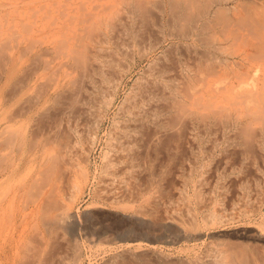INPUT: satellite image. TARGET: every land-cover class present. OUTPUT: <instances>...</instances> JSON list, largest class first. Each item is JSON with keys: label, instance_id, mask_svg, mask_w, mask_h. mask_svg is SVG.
<instances>
[{"label": "rangeland", "instance_id": "1", "mask_svg": "<svg viewBox=\"0 0 264 264\" xmlns=\"http://www.w3.org/2000/svg\"><path fill=\"white\" fill-rule=\"evenodd\" d=\"M126 1L125 0H0V57L2 56V58L0 59V64L2 63L1 62L2 59L5 60V59H8L9 56H13V58H14V70L13 71L16 72V74H17V75L15 74L13 76L14 78H11L10 80H8L7 83L2 82V81H5L3 78H1V80H0V90H1V92H0V120L2 119V121H0L1 122L0 127L2 125L5 126V125L9 124L6 127L9 126L10 129L19 128V129H15L18 131V132L16 131V133H17L16 136H17L19 133L23 132L24 128L27 125H29L30 127H33L35 125V123H37V121H39L38 115L29 119L28 112H26V114L24 113L23 115H20V116L17 115L16 119L12 116H14L16 111H18V109H20V108H18L19 106L21 108L27 106L26 104L22 103V102H27L26 98L30 99L29 97L35 96L36 94L38 95L39 91L41 90V87H43L44 84L52 83L53 78L55 76V73H60V71L62 72V70H65V69L71 70L70 68H67L69 65L72 64L71 63L72 61L68 60L69 58L71 59V56L67 57L68 59L65 57V56H68L67 53H69L68 49L70 46L76 47L78 43H80V42L82 43V41H83L82 44L86 43L85 45L86 46L88 45V47H89V48L88 47L87 48L89 50H91L90 46L92 45L93 41L90 38H92L96 34L95 35L93 34V36L91 35L92 37L90 36V38H89V36H87L89 34L85 31L88 28L87 29L84 28L85 30L84 29L83 30L85 32H82L83 30H81L80 28L84 27V26H81V25H83V24L89 25L88 23H93V21L94 22L98 21L97 23H104V22H108L111 19L110 21H112V22L115 21L118 23V24L115 22L113 23L114 24L113 25L114 31L112 33L115 34L114 36H116V37L118 36L119 40H121L120 37H122L125 33H126L124 35L125 38L124 39L122 38V40H124V41H125V39L127 41L128 39L138 37V35L140 33L141 34L143 33L142 35H144V36L150 35L151 37L153 34L154 37L159 38L161 34H160V32H158V30H155V29H158L157 25H156V24H158V22L155 19L160 18L159 17V10H158L159 6H157L159 1L157 0L158 1L157 2L156 0H151L154 3V4H152V2H151L152 7L150 5V2L149 3L147 2L148 4H145V1H144L143 3L145 5H143L144 7L142 6L143 7V9H142L140 7V5H142V4H139L140 0H136L139 4V7H140V8H138V6L136 5L137 9L139 10L138 11L136 9L138 14L136 13V10H134L135 5L132 4V2H135V4H137L136 1H132V0L130 1L129 0L131 2V3H129L130 6L127 5L128 3ZM142 1L143 0H141V3H142ZM154 1H156V2H154ZM155 4H156V6H155ZM131 6H132V8L129 9V7H131ZM148 6L150 7L148 9L152 8L151 9L152 11L151 10L150 11L145 10L146 7H148ZM153 6L155 7L156 11H153V9H154ZM157 7H158V9H157ZM87 10H89V14L88 15L85 14L86 16H84V13H86L85 11H87ZM131 10H132V12H131ZM144 10L146 11L145 13H147V14L149 13L150 16L155 14V13L157 14V12H158L156 18L152 19L153 21L155 20V22H153L152 20L151 21L147 20L148 18L145 17L147 14L143 13ZM129 12L131 14H134V12H135V14L130 15ZM141 12L143 13V15H145V16H143V17H145V19L142 17V15H140ZM81 13L83 14V17H82ZM129 16H131L132 19H131V17L129 18ZM134 16H136V17H134ZM153 17H155V15ZM151 18H152V16H151ZM151 18H149V19H151ZM105 19H106V21H105ZM107 19H109V20H107ZM99 20L101 22H99ZM82 21H83V24H82ZM84 21H86V22H84ZM130 21L132 22V24H129ZM146 21H149L150 23H148V22L146 23ZM112 22H109V23H112ZM133 22H136L138 24V26L135 23L134 24L135 27H134ZM122 23H123V25H122ZM141 24L142 25L146 24V26H147V24H149L152 29L150 28V26H147L148 28H145L146 27L145 25L142 28V27H140V26H142ZM214 24L213 23L211 24V27L213 28L211 30H213V31L210 32V29L209 30L207 29L208 31H205V34L208 37H205V35H204V38H205L204 41L209 39L210 42H212V40H215L214 42H216L218 38L220 40L219 36L222 35V37H221L222 40L219 42L217 41L219 44L217 42H216L217 44L212 42V46L214 44V46L222 45V46L228 47L227 44H229V43L227 41L229 40V42H231V44L232 43L234 44V47H233V44H232L233 48L230 47L231 45H229V48H231V49L228 48L227 50L229 52H231L230 50H232V49L234 50L236 47L235 45H237L236 44L237 40L231 38L234 40V42L236 40V43H234L233 40H231V39H227V41L225 43V40H224L225 38L223 37L224 35L220 31V29L222 30L223 27L220 25V23L218 24V22H216V24H218V25H216V24L214 25ZM118 25H120V26L122 25V26L119 27ZM117 26H118V29H121L124 32L126 29V32L124 33L121 30L116 29ZM152 26H155V27H152ZM179 26H180L179 24H176L177 28H175V29L178 30ZM122 27L123 28L125 27V29H123ZM138 27H139V29H137ZM128 28H130V29H128ZM214 28H215V30H214ZM216 28H218V29H216ZM134 29H137L138 32H135L137 30L132 31ZM79 30L82 33H86V34L85 35L83 34L84 37L79 39V40H81L80 42L76 41V44H74L75 43L74 37L78 33L76 31H79ZM116 30H118V31L116 32ZM128 30L132 31V34L134 37L132 36V34H129L131 32ZM140 30L143 32H141ZM166 30H168V29H166ZM88 31L90 33L89 29H88ZM120 31L122 32V34L120 33ZM155 31H157V32H155ZM73 32H74V35L72 36ZM81 32H79L80 36H82ZM91 32L96 33L94 31H91ZM209 32L210 33H212V32L218 33L217 35L215 34L216 36H214V37L218 36V38L214 39L213 34L210 35ZM79 33H78V35H79ZM136 33H139V34L134 35ZM154 33L156 35L158 34V36H156ZM117 34H119V35H117ZM141 34H140V36H141ZM78 35L75 38H77ZM126 35H128L129 37L127 36V38H126ZM148 36L145 37V39H146L145 45L146 46L148 45L147 41L151 40L153 42L152 39L154 38V37H152V39H151V37L150 36L148 37ZM209 36H212L213 39L211 40ZM68 38H69V43H67V44L65 43L66 41L63 42L64 44L59 42V41H63L62 39H64V40L66 39L68 42ZM141 38H143V37L141 36ZM148 38H150V39H148ZM70 39L74 41V42L72 41L73 45L71 44ZM154 40H155V38H154ZM173 40L171 39L172 42L168 41V42H165V44L163 43L164 45H160V47H156L155 49H152V51L147 49L148 50L147 51L148 56H146L145 61H144L145 58L140 59L141 61L138 58H136L137 61L134 64V66L132 67V70L130 72H128L129 74L127 73L126 76L121 81L123 84L120 83V85L117 89L115 101L113 102L112 107L110 106L111 107V108H109L110 110L109 109L107 110L103 121L100 123V125L98 127L99 131L97 129L95 131L96 133L93 132L92 128L90 130L87 127L89 125H86L85 127H86V129L88 128L90 131L88 129H87L88 130L87 131L84 127L83 130H86L87 133H89V134L91 133L94 136H96V137L92 136L94 141L92 139H90V136H88L86 131L84 133V131L81 130L82 128H78V130L79 129L81 130V131L79 130V132H80L79 136L81 138L80 142H82V141L84 142V143L82 142V144L79 142V146L83 148L84 152L87 150L88 145L86 146V144H88V141L89 140H92V141H89L90 146L88 147L91 150L90 151L88 150L87 151L88 153L85 152L86 155H88L87 161H86L87 164H85V166H86L85 168L87 169V174H88L87 176L88 177H87L86 183L84 185V188L81 190V191H83V193L81 192L82 194L81 193L77 194L72 202H69L70 201L69 196H70V192H71L70 191L71 190V181H70L71 178L69 179L70 182L67 181L68 180L67 178H69L70 176H68V177L65 176V174L69 175L67 169L65 168L66 166H63L64 168H62V166H61V169H63V171H61L62 173L60 176H62V178L61 177L57 178L55 181L52 180V178H51V180H48V183L45 181L43 183L42 178L39 177L40 176L39 173H38L39 175L36 174L34 177L35 172L36 173L38 172V170H36L37 169L36 167H38V160L37 159H39V155H40L38 153L39 150H37L36 153L33 152L34 154L30 153L27 149L24 150L23 153H21V157L23 158L25 163L23 162L19 166L18 169L16 168L14 170L15 172H13V174L10 178H8L6 181L0 183V197H2V195L4 194L3 192L6 189H8V191H9L7 193L5 191L6 195L4 194V196H7V198H6V202H7L6 203V210L3 209L0 212L2 225H3L2 227L4 230V235L7 238V240H11V238H12V241L13 240L16 241V242H14L15 244H13L10 247V251L8 252L7 259H5L2 255H0V264H18V263L19 264H108L107 263V262H109L108 259L110 260L109 264L110 263L115 264V262H116V264H119V262L120 263L122 262L123 264H125L126 262H127L126 264H135V262H133L134 260L130 261V258H128V259L123 258L122 259V257L119 256V252L124 250L127 247L133 249L135 247L136 242H139V241L142 242V243L141 242L139 243V247L142 246V248H141L142 252L139 251L138 253H143L144 247H145L144 248V250H145L146 248H149L150 245L154 244L155 249L159 250L161 253L164 252L162 254L160 253V255L162 257H164L165 256L164 254H166V253L167 254L165 257H167L169 254L170 257L168 256V258L170 259V261L168 258L164 257L166 259L165 264L167 263L166 261H168L170 264L171 263L172 264H177V263H179V264H204L205 263L206 264V262H208L207 264H210V263L212 264V263H214V259H215L214 257H216V255L219 253V251H223V250L225 251V252L223 251L225 257H227V259H229V261L233 264H236V263L241 264V261H245V262H247V264H250V263L251 264H264L263 263L264 262V231H263L264 228L261 225V220H262L261 218L264 215V159L262 157V156H264V154H263L264 151L263 150L260 151L255 147L263 155L260 154L258 151L256 152V149H254V148H252V150H249L251 153L248 154L247 151H245V150H247L246 148H244L242 150V148L244 146L241 144V142H237L236 139L238 140V138H236V139H234V142H232L231 146H228L229 149H227V150L229 152H227V150H226V152L228 154L227 153L223 154V152L222 153L220 152L222 150L221 147H220L221 150L217 146L216 147L218 149L216 147H215L216 148L215 149L211 143V140H214V141L220 140L219 139L221 136L220 135L221 134L220 129L223 126V124H220V123H222L226 120L229 121L230 117L233 118V116H235L234 114L238 113L237 112L238 108L235 109V108H233L234 106H230L231 103H230V105H227V104H229V101L231 102L233 100L232 95L236 94L235 91H234V93H233V91H232V93L229 90H228L229 92L226 91L228 86H229V88H231L232 86H234V84L238 85L237 83L239 81L240 82L243 81L242 79H244V76H246L247 73H249V72L251 73V71H252L251 74H254L255 72H257V73H259L257 76L262 75L263 72H261L262 71L261 68H263L264 60L261 61V64H262V62H263V64H262V67L259 69L262 74H260V72H258V70L257 71H255V69L253 70V68H255V67L251 66L252 68L251 67H250L251 69L248 68L249 70L244 68V70H247V73L243 72V71L242 72L238 71V72H240L239 76L241 74L244 75L242 77L241 76L239 77L237 73L235 74L236 76L233 75L234 73L231 70H230L231 73L229 75V70L227 71V69L223 68V66H222V68L221 67L220 68L222 69V71H224L223 73H226V71L228 73H226L224 75L222 73V71L220 70V72H221V76H220V74L218 72L219 70L216 72L215 68H214V70H212L211 69L212 67H210L209 65H205V64H208L207 62H210V61H208L209 60L208 59L209 55H207L208 52L206 54L208 57L207 58V57H205V54H204V53H206V51L203 52V49H202V48H206V47H204L205 42H203V45L201 42H199V44H197L196 41L194 42L195 44H197V48L199 47L202 49V50L201 49L197 50L199 52L201 50V52H200L201 55L204 54L202 56L203 57L202 58L200 56V53H197V51L195 53L193 52L194 50H196V48L193 49V46L189 45V43L190 44L192 43V40L190 38L186 39L187 41L184 39L186 42L183 39H179V40L175 39L174 40L175 42ZM209 40H208V42H209ZM177 42H179L180 44ZM184 42H185V45H183ZM208 42H206V43L209 46L210 42L209 43ZM249 42H252V41L249 40ZM81 43L78 46H79V48L80 47H83V48L78 49V50L86 52L87 48L85 49V47H84L85 45L82 46ZM171 43H173V44H171ZM176 43H177V46H176ZM69 44H71V45H69ZM178 44L181 45L180 47H181L182 51L180 49H177L179 47ZM169 45L172 47H174V46L175 47L173 48L174 51L172 49H168L171 51H170V53H167L166 47L171 48V47H169ZM210 45H211V43H210ZM61 46L62 47L64 46V48L62 49ZM184 46L186 48H184ZM187 46H191V47L188 48ZM71 47H70V49H71ZM164 47H165V49H164ZM208 48H210V47H207L206 49H208ZM70 49H69V51H72L73 48L71 50ZM82 49H84V50H82ZM185 49H187V50L190 49L189 53L191 55H193V54L198 55L199 54L198 55V56H200L199 58L196 55L193 56L194 58L196 57L199 60H200V58H201V60L205 59L204 60L205 62L203 61L204 63L200 62V63L204 64L203 65L204 67L202 66L201 68L206 69V67H208L207 69L209 71V67H210L211 73H212V76L210 78L212 79V81L215 80V78L217 79L218 76H220L219 77V79H220L223 76L229 75L228 76L229 78L226 77L228 80L230 79L229 81H227L224 77L222 78V79H224L223 80L224 82L225 81L228 82L227 86L224 85L226 83H223V85H221V82H223V81H221L222 79H220V80L217 79L216 82L219 80V82H217L220 85L219 88L223 87V89H224L223 91H221L223 93H220L221 96H222V94L227 95V93H228V95H230V93H231V96H230L231 98L229 97L231 100L227 96L219 98L220 94L216 90H215L216 91L215 92L213 89L212 90L215 92V94L217 93L216 94L217 96L216 97L215 96L210 97V98H212V99H210L209 95L212 96L211 92H210L212 85L214 84L213 87L216 86L215 89H217V87L219 85L215 84L214 83L215 81H213L212 82L213 84H211V80H210L209 76L207 79H209L210 83L208 82V80H206L204 78V77H207V75L209 73L208 72L206 75L207 69L205 71H203L205 73L203 75H205V76L202 77L199 74V76L202 77V78H200V84L202 82H204V79L206 80L204 82V85L205 86L207 85L206 86L207 89H205V88L204 89L208 90V91H203V92H204V94H206L205 92H207V94H208V95H206L207 100H210V102H211L212 100L215 101L214 98L216 99V101H215L216 103L212 102L213 103L212 105H214L212 107H216V105L217 106L225 105V103L229 99L228 103L226 104V107L222 106L224 110H221V112L223 111V113H221V112L219 113L218 109L214 108L215 111L217 110V114L218 113L221 114V117L219 116V114L216 116V113L215 112L213 113L214 110L212 111L213 108L210 107L211 103H209L208 101H206L207 104L204 103L205 99H206L205 95H204L205 99L203 98L204 101H202V102L205 105L201 104L202 110L200 109L201 111H199L198 117H202L206 113L209 115L211 113L210 108H211L213 115L210 114L209 119H208L207 114L205 115V116H207V118L205 116L203 117L204 121H206V119H207L209 124H208V122H204L202 120L203 118L202 119L198 118L200 121H203V123L202 122L201 123L204 124V126H206L207 124L209 126L207 125L208 128L207 127H201L203 125L200 126L201 129L203 128L202 130L204 132L199 128L200 130L197 133L198 129L196 130V128H195L194 134H193V132H190L192 136L189 135L190 133L187 134L188 136H187L186 140H187V143H189V145L185 142L184 145L182 146V148H177L179 151L175 148V145H174L173 146L174 148L172 147V149H170L172 151V152L170 151L171 154H170L169 150L166 153L162 151L161 153L158 154L156 161H154L151 164L144 165L143 166L144 168L134 166V168L133 167H128V168L124 167L125 169H122V168L120 169L119 166L123 167L122 165H119V166L113 165L116 167V170L118 168L117 171L115 170V167H113V166H112V168H108L109 166H107V168L106 167L103 168L104 165L102 162V156L101 155L104 152V149H106V151L109 150L108 149L109 147H108V144L106 143V141L108 142V139L110 138V136L112 134L115 135L114 134L115 131H113V129H114L113 126L116 127L114 130H116V132H117V128H118L117 126L118 125L114 124V123H116L115 121L119 120V118L121 119L123 117V115H122V113L118 114L122 109L118 113L116 111L120 109L119 105H121L123 98H125V95L128 93L127 91L130 90V88L134 84V81L136 83V79H139L138 76H140L141 78H142V76L145 77L146 74H148L149 70L151 71V68L155 70V68H158V66H159L158 69H160L161 67H164L165 65L170 67L171 65H175V63H179L180 66L185 67V69H186L185 70L183 68L185 70L184 71L182 69V67L179 68V65L176 64L174 66V68L176 66H178V67H176L175 69H177V70H178V68L182 69L180 71L181 72V74H180L179 70L177 73V71L174 72L175 69H173V66L170 67V68H172V70L174 72V74H173L172 70L170 69V72L172 73L171 77H173V76L177 77L178 74H180L179 75L180 78L178 77V79L180 82H182V84L180 85L179 81H178V84L183 87L184 86L183 84L186 83L185 72L187 73L188 70H192V69H194L192 71L195 72V67L197 69V64H198L195 61L199 62L198 59L197 60L194 59L195 61L193 60V62L190 61V60H192L193 57L190 54H186L187 50L185 51ZM48 50H50V51H48ZM165 50H166V53H165ZM178 50H180V52H181L180 54H182L183 56H184V52H185V56L187 55V57H185V58H187V59H188V55H189L190 56L189 57V61H190L189 63H192L189 65H191V66L193 65L195 67L192 66L193 67L192 69L188 68V70H187L186 66H184L182 63L185 64L186 62H184V61L188 62V60L187 59L185 60L182 55H178L179 54ZM191 50H192V53H191ZM11 51H13V54L11 53ZM162 51H164V53ZM215 51H218V50H215ZM72 52L74 53V51H72ZM171 52H172V54H171ZM202 52H203V54H202ZM9 53H11L12 55H10ZM73 53L70 52L69 54L73 55ZM45 54H47V56ZM149 54H151V55H149ZM158 54L162 55V57L160 58V55H158ZM168 54H171L170 55L171 59L168 58V56H169ZM173 54H175L176 56ZM217 54H218V56H221L222 53L220 54L219 52H217V53L215 52V55H217ZM51 55H52V57L54 56L56 58V56H57V59H59V58H61V59L58 60L57 62H55L57 59L56 60L53 59L54 57L52 58ZM163 55H165L167 57V59ZM172 55H173V57H171ZM42 56L45 58H42ZM157 56L161 60L160 59L158 60ZM174 56L178 59V61L174 58ZM178 56L179 57L182 56L183 60L180 58L181 60L179 61ZM225 56L228 59L229 58L232 59L231 55H230L231 56L230 57L229 55H225V54H223L221 56V58H224ZM4 57H5V59H4ZM136 57H138V56H136ZM63 58H65V59H63ZM153 58H155V61ZM43 59L44 60L47 59L48 66H46V67L50 68V66H51V68H50L51 70L49 68L48 69L44 68L45 65H47V64H46V61H44ZM51 59H53V60H51ZM66 59H67V62L65 63L66 65L62 66L61 63L63 61H66ZM148 59H150V60H148ZM168 59L171 62H169ZM49 60L52 62L50 63ZM157 60L159 63H157ZM173 60L177 61V62H175L174 64H171L172 62H174ZM248 60H251V59H248ZM211 61L213 62V65H211V66L217 67L218 64L214 65L215 62L213 61V59ZM53 62L57 63V65L54 66L53 64H55V63H53ZM149 62L152 63L151 67L148 66V64L150 65ZM162 62L164 64L165 63L166 64L163 65ZM167 62L170 64V66L168 65ZM249 62L251 63L253 61L251 60ZM41 63H43V64L41 65ZM156 63L158 66H156ZM246 63H247L246 65L249 64L248 62H246ZM62 64H64V63H62ZM159 64L161 65V67ZM187 64L188 63H186L185 65H187ZM153 65L155 67H153ZM58 66L60 69L58 68ZM61 66L64 69H61ZM191 66H189V67H191ZM0 67H3V65L2 66L0 65ZM42 68H43V70H42ZM218 68L219 67H217L216 69H218ZM53 69H58V70L55 72ZM0 70H2V69L0 68ZM15 70H17V71H15ZM44 70H45V72H44ZM49 70L50 71L53 70V73L50 72L52 75L54 74L53 76H51L50 73L48 74ZM143 71L144 72L148 71V72L143 73ZM176 73H177V76L175 75ZM200 73H201V71H200ZM243 73H245L246 75ZM31 74H33V75L30 78ZM47 74L50 75L51 77H48ZM170 74H169V76H170ZM231 74L233 75V77L235 76L234 78H236V80L238 82L236 80H234V78H232ZM248 75H247V77H248ZM23 76H24V79H23ZM230 76H231V78H230ZM45 77H46V80H45ZM247 77L245 79H247ZM249 77H251V76H249ZM249 77L247 79V82H245L246 80L244 79L245 83L243 82L244 85H242L244 88H247V89L250 88L252 85L251 79ZM15 78H17V79H15ZM239 78H242V79L238 80ZM231 79H233L234 82ZM231 81H232V85H230ZM207 82L209 83V85H211V86H209V88H208ZM246 83L249 85H247ZM1 84H2V86H1ZM8 84L10 87L8 86ZM26 84H28V85H26ZM130 84H131V86H130ZM204 85H203V87H204ZM124 86H125V88H124ZM1 87L4 90L1 89ZM243 87L240 90L245 92V93L248 92V90L247 89H246L247 91L244 90ZM109 89H112L111 84H109V86L107 87L106 94H107V92L108 93L111 92V90H109ZM250 89H249V93H251V91L254 90V87L252 86ZM220 90H222V89H219V91ZM233 90H236V89L233 88ZM119 91H120V93H119ZM225 91L227 93H225ZM237 91H239V89ZM7 92L9 93V96L7 95L8 94ZM125 92H127V93L125 94ZM209 92H210V94H209ZM22 93H23V95H21ZM252 93H254V92H252ZM5 94H6V96H5ZM218 94H219V96H218ZM254 94H256V92ZM237 95L238 96L234 95L235 97H233V98H235V99H236V97L238 99L240 98L241 100H239V101L243 102V99L239 96L238 92H237ZM7 97H9V98H7ZM13 97H15V98H13ZM226 97H227V99H226ZM255 97L257 98V101H258L259 96L256 95ZM19 98H21V99H19ZM256 98L254 100H256ZM260 98H262V97H260ZM6 99H8V100H6ZM16 99H18V101H16ZM222 99H223V101H224V99H226V102L222 101V103H224V104H218V103H221L220 101ZM238 99H237V101H238ZM2 100L4 102H2ZM217 101H218V103H217ZM239 101L237 104H236V102H233L232 104H234L235 106L237 105V107H239L240 104L241 105L244 104V103L239 102ZM24 105H26V106H24ZM206 105H208V108L210 107L209 109L206 107L208 109L207 111H209L210 113L207 111H205V113H204V110H206V109H203V106H206ZM253 106L250 105V110H255V109L251 108ZM120 107H122V105ZM225 108L227 110H225ZM229 108H230V114L231 115L229 114V111H228ZM239 108L243 109V105H242V107L240 106ZM14 109L15 110L17 109V110L15 111ZM220 109L221 108H219V110ZM233 109H235L236 112L231 111ZM227 111H228V113H227ZM201 112L203 113V115ZM225 112L227 113V116H228V114L230 115V116H228V118H225L226 115L223 117ZM232 113H233V115H232ZM6 114H7V116H6ZM10 114H13V115H10ZM106 115H107V117H106ZM116 115L117 116L120 115V116L117 117ZM262 115H264V114H262ZM5 116L7 118V119L6 118L5 119L8 121V123L5 122L6 121L4 119ZM9 116H11L13 119L11 117H10L11 119H9L8 118ZM211 116H213L214 119H216L217 121H219L220 119L223 120V118L225 120L219 121L220 123H218ZM260 117L259 118L261 120L264 119V116H260ZM113 118H115V119H113ZM190 118L193 119V117H190ZM260 119H258L259 122L256 121L258 123V125H261V123L264 122V121L260 122ZM112 120L113 121L115 120V121L112 122ZM199 120L197 121V124H198L197 128L199 127V123H200ZM214 121L217 122L216 125H214L215 124ZM3 122L6 124H4ZM213 122H214V124H213ZM205 123H207V124H205ZM87 124H90V127L92 126L94 128V126H93L94 124H92V121L90 123L88 122ZM210 125L212 127H214V129H219L220 134H219V132H217L218 130L215 131L214 129L211 128ZM255 125H257V124H255ZM101 126H103V127L101 128ZM216 126H219V128ZM3 127H1V128L3 129ZM6 129H8V128H6ZM10 129H9V131H10ZM110 129H112V130H110ZM210 129L214 130L215 132H212V130L209 132L208 130H210ZM94 130H95V128H94ZM9 131L7 132V130H5L7 136L15 137L10 133L12 131H10V132ZM107 131L108 132L113 131V133H111V132L108 133ZM200 132H201V134L202 133L203 134L201 135ZM211 132H212V135H211ZM81 133H82V135H84L83 137L81 136ZM0 134H1L0 135V140H1L2 136L6 135V134L5 133L2 134L1 129H0ZM213 134H214V136H213ZM218 134L220 135L219 137H218ZM107 135H109L108 136L109 138L106 137ZM199 136H201V137L199 138ZM211 136L215 137L216 139L211 137ZM84 137H86V138H84ZM206 137L207 138L209 137V139H207ZM16 138L18 141H20L19 135L17 137H15L14 139H16ZM12 141H14L13 138H12ZM192 141H195V142H192ZM214 141H213V143H214ZM92 142L94 143V145H92L93 144ZM19 143L20 142L14 143V145H12V142H11V144L6 147L7 149H5V148L2 149V152H6V151H8V152L3 154L0 151V153L3 155H8V156H6V159L9 157V155H11V156L19 155L18 150H20V152H21V144H19ZM186 144L188 146H186ZM197 144H198V147L200 149L197 148ZM233 144L234 145L236 144L237 146L235 145V147H233L234 146ZM209 145H210V148H209ZM214 145H215V143H214ZM17 147H19V148H17ZM203 148H204V150H203ZM236 148L239 150H237ZM36 149H40V145H38L36 147ZM195 149H197L198 151ZM199 150H201V151H199ZM206 150L208 152H206ZM240 150L244 151L245 155H243L244 153L241 152ZM209 151L211 152V154ZM185 152H186V154H185ZM162 153H164V155H162ZM197 153H198V155H197ZM218 153H219V156H218ZM246 153H247L248 158L246 156ZM148 154H151V152ZM172 154H173V156H172ZM238 154L243 155V157L239 156ZM251 154H252V156H251ZM166 155H167L169 161H168V159H166L167 158V157H165ZM169 155H170V157H172L171 159H170ZM226 155H227V157H226ZM33 156L36 159L34 158V160L32 162L28 161V157L33 158ZM149 156H151V155H149ZM228 156H230V157H228ZM10 157L8 160H11ZM244 157L246 159V162H243V161H245ZM175 158H176V160H175ZM189 158H190V160H189ZM241 158H243L242 159L243 161L240 160ZM254 158H255V160H254ZM76 160L77 159L72 157L69 159L70 163H68V164L69 165L72 164V166H73L76 164L75 163ZM191 160H193V162H191ZM176 161H178V162H176ZM222 161L223 162L226 161V162L223 163ZM2 163L3 162H1V164ZM201 163L202 164L204 163V165H202ZM243 163H244V166H243ZM65 164H67V161L65 162ZM159 164H161V165H159ZM146 166H148V167H146ZM65 169H66V172L63 175ZM106 170H108L109 172ZM110 170H111V172H110ZM72 171H73V169H72ZM73 173H74V171H73ZM110 173L111 174L114 173L115 175L114 174L111 175ZM29 174H30V177H29ZM114 177H116V179ZM30 178H34V181H33L34 184H32L33 187L31 185L29 188L28 184H29V180H31ZM45 183H46V185H45ZM23 184H24V186H23ZM23 187L26 191L24 189H22ZM44 188L47 189L49 192H51L50 194L47 192L48 193L47 195H52L54 193L53 194L54 196H52V197L47 196L46 197V195H45L46 199L44 200V196L42 197V195H44L46 193ZM123 188L126 189L125 192H124ZM30 189H32V190H30ZM128 189H129V191H128ZM41 190H43L44 192ZM13 191L16 193H14ZM100 192H101V194H100ZM130 192H131V195H130ZM111 193H113V194H111ZM121 195H122V197H121ZM124 196H125V198H124ZM50 197L54 198L56 200H59L58 202H60V203H61V201L66 202L67 204L72 203L71 204V212L75 216L74 219H75L76 224H74L73 221L70 222L68 225L57 224V222L56 223L55 222L49 223L50 225L47 224L48 226L44 224L43 213H42L43 211H41L42 210L41 207L43 206L42 204H44V203L47 204L46 200L50 199ZM2 199L0 198V200H2ZM9 200H10V202H9ZM50 200L48 201V203L50 202ZM118 200H120V201H118ZM44 201H46V202H44ZM7 204L9 206H7ZM46 204H44L45 206H43V207L53 209V207H51L52 205L47 204L48 205L47 206ZM125 204H127V205H125ZM39 206H41L40 207L41 210L38 208ZM49 209H47L49 214L54 213L51 211H56V210H50L49 211ZM39 210L41 211V213ZM136 212H137V214H136ZM212 215L215 216L216 219L220 220L221 222H218L216 219H214V221H213L212 220L213 218H210V217H213ZM5 218H7V219H5ZM160 218H161V220H160ZM3 219H5V221ZM194 220L195 221L197 220L198 222L197 221L196 222H197V224H199L198 225L199 228H196L197 230L190 228L192 226L189 225ZM3 221L5 222V224L3 223ZM215 221H216V223H213ZM160 223H163V224H160ZM187 229H188V231H187ZM183 231L185 232V235L188 234V236H185L186 239L182 238V237H184ZM112 232H114V233H112ZM197 232H199V233H197ZM136 233L138 235H142V236H139L138 238H136V239H138V241L131 238ZM198 234L201 236H199ZM156 237L158 239H156ZM19 238H22V239L20 241H18ZM124 238H126L127 240ZM24 239H25V241H26V239L28 241V242L26 241V244H24L25 243ZM152 240H154V241H152ZM134 241H136V242H134ZM19 242H21L20 244L22 246L19 244ZM27 243H29V245H28L29 250L27 247H25V246H27ZM121 243H123L124 246ZM155 243L158 245H156ZM238 244H240V245H238ZM126 245H127V247H126ZM132 245L134 247H132ZM146 245H147V247H146ZM226 245H228V246H226ZM233 245H235L234 248H231V247H233ZM237 245L240 248H237L238 247ZM244 246H245V248H244ZM32 247H34V250H32L33 249ZM228 248H229V250H227ZM235 250L238 252L236 253ZM251 250H252V253H251ZM33 251H35V252H33ZM145 251H148V250H145ZM242 252H243V254H242ZM248 252H249V254H248ZM115 253H118L117 256H114V255H116ZM146 253H144V255L142 256V260L147 261V259H149L150 261L151 260L154 261V257H152L150 255L148 256L149 252H146ZM232 253L234 256L232 255ZM227 254H229V255L231 254L230 257H232V258H229V255H227ZM235 254H237V255H235ZM145 255H147L148 257ZM117 257H118V259H117ZM236 257H238V258H236ZM239 257H240V259H239ZM211 260H213V262ZM129 261L133 262V263H130Z\"/></svg>", "mask_w": 264, "mask_h": 264}, {"label": "bare ground", "instance_id": "2", "mask_svg": "<svg viewBox=\"0 0 264 264\" xmlns=\"http://www.w3.org/2000/svg\"><path fill=\"white\" fill-rule=\"evenodd\" d=\"M130 1L129 0L126 1L128 3L127 4L128 6H130V4H129V3H131ZM132 1H136V0H132ZM144 1H145V4H148L150 2L151 7H152V4H154L153 1H151V0H143L142 3H141V0H140L139 4H142V5H140V7L142 9L144 7L143 5H145L143 3ZM156 1H154V2H156ZM158 1H159V3H158L159 5L157 4V6H159V9H158V7H157V9L159 10V17H160L159 19L160 20L158 18L155 19L158 22V24H156L157 22L155 23L157 25V28H158V29H155V30H158V32H160L161 35H160L159 38L158 37L156 38L152 34V37H154L155 40H154V38L152 39V37L149 35L151 37V39L153 40V42L151 40L150 41H147V44H148L147 46L145 45L146 44L145 37H147L148 35L147 36H144V35H142L143 33L141 34L139 32L141 34V36L143 37V38H141V36H140L139 33L134 34V35H138L139 34L138 37H134L133 34H132V31H135V30L139 29V27L137 29L132 30V31L128 30V31L131 32L129 34H132V36L134 38L128 39L127 41L125 39V41H124V40H122V38L123 39L125 38L124 35L126 34L125 33L126 32V29H125V27L124 28L122 27L123 29H125V32L123 30H121V29H118V26L121 27L123 25V23H122L121 26L118 25L116 27V29L121 30L122 32L125 33L122 36L121 35L122 32L120 31V33H121L120 35L122 37H120L121 40H119L118 36L116 37V36H114L115 34L112 33L114 31L113 30V28H114L113 27V25H114L113 23L115 21L112 22V21H110L111 19L110 20L107 19L109 21L108 22H104V23H97L98 21L97 22L96 21L95 22L93 21V23H88L89 25H86V24L84 25L83 24V21H82V24L83 25H81V26H84V27H81V28L79 27V28L81 30H83L84 28L85 29L88 28L90 30V33L91 34L89 33L88 29L87 30L84 29V30L89 34V35H87V36H89V38H90L91 35L93 36V34L94 35L96 34L95 36H93L94 38L91 36L93 39L90 38L93 41L92 45L91 46L89 45L91 50L88 49L89 48L88 45L87 46L85 45L86 43L82 44L83 41L81 43L80 42L81 40H79L82 37H84V35L86 33H82V32H85V31L84 30L82 32L80 30L79 31H76L78 33L81 32L82 33L81 34L82 36H80V33H79V35L77 33L78 37L75 38L77 35L74 37V40H75V43L74 44H76V41H77V42H80L82 46L85 45L84 46L85 49L88 47L86 49L87 50L86 51L87 53L84 52V51L78 50V49L83 48V47H80L79 48L78 45H80V43H78L76 47L75 46L74 47L73 46L72 47L70 46L71 49L72 48L74 49V50L72 49V51H74V53L72 51H69L70 47L67 45L69 47L68 52L69 53L70 52L73 53V55L67 53L68 56H65L66 58L69 57V56H71V59L72 60L70 58L69 59L67 58L68 60L72 61L71 62L72 63L71 64L72 66L69 65L67 67V68H70L71 70L65 69V70H62V72L60 71V73H55V76L53 78V82L52 83L44 84L43 87H41V90L39 91L38 95L37 94L36 95L34 94L35 96L29 97L30 99H27L26 98L27 102H22L23 104H26L27 105V106L24 105L26 107H22L21 108L19 106L18 108H20V109H18V111H16L17 109L16 110L14 109L16 111V113L12 117H14L15 119L17 118V115L20 116V115H23L24 113L26 114V112H28L29 119H31L34 116L38 115V120L39 121H37V123H35V125L33 127H30L29 125H27L24 128L23 132H21V133L18 134L19 137H20V141H18L17 138L14 139L15 137L18 136V135L16 136V134H17L16 131L17 130H15V129H19V128H15V129L12 128V129H10L9 126L6 127L9 124H7L5 126L2 125L1 127L4 126L3 129L0 127V129L2 131V134H4V133L6 134L5 130H7V132H8L9 129H10V131H12V132H10V131L9 132L13 136H15V137H10V136H7V134L2 136V138H1L2 141L0 140V143H1L0 144V151L1 152H2V149H4V148L7 149L6 147L9 146L11 144V142H12V145H14V143H18V142H20L19 144H21V152H20V150H18L19 151V153H18L19 155H17V156H15V155L14 156L9 155V157L11 156L10 157L11 160H8L9 157L6 159V156H8V155H3V154H5L8 151L2 152L3 154L0 153V183L4 182L8 178H10L12 176L13 172H15L14 170L16 168L18 169L19 166L24 162L23 158L21 157V153H23L24 150L27 149L32 154H34L33 152L36 153L37 150H39L38 153L40 155H39V159H37L38 160V167H36L37 168L36 170H38V172L37 173L35 172L34 177H35L36 174L39 173L40 174L39 177L42 178L43 183H44V181L48 183V180H51V178H52V180L55 181L57 178H60V177L62 178V176H60L61 173H62L61 171H63V169H61V166H62V168H64L63 166H66L65 168L67 169L69 175L65 174L66 169H65L63 175L65 174V176H67V177L70 176L69 178H67L68 180L66 179L67 181H69V179L71 178V180H70L71 181V190H70L71 192H70V196H69V200H70L69 202H72L73 199L76 197L77 194H79L81 192L83 193V191H81V190L84 188V185H85L86 180H87V177H88L87 176L88 175L87 174V169L85 168L86 167L85 164H87L86 161H87V156H88V155H86V153H88L87 152L88 150L89 151L91 150V149L88 148L90 146L89 141H92V140L94 141V139L92 137L94 135L91 134V133L90 134L87 133V131L89 129L91 130V128H92L93 129L92 131L95 132L98 129L100 123L104 119V116H105L107 110L112 107V104L115 101L116 94H117V89H118L120 83H122L121 81L126 76V74L132 70V67L134 66V64L137 61L136 58H138L139 60L142 59V58H145L144 61L146 60V56H148L147 55V51H148L147 49H149L150 51H152V49H155L156 47H160V45H164L165 42L171 41V39L172 40L173 39L174 40L175 39L176 40H179V39H183V40L185 39L186 40V39L190 38L192 40V43L191 44L189 42L188 43H189V45H192L193 46V49L196 48V50L193 51L194 53L197 50L201 49L199 47L197 48V44H199V42H201L202 45H203V42H205L204 47H206V48L207 47H210L208 49L202 48L203 49V52L206 51V53H204L205 54V57H207V55H209L208 56L209 58L207 57L209 60L208 59L207 60L212 63L211 64L210 62H207L208 64H205V65H209L210 67H212L211 68L212 70H214V68H215L216 72L219 70L218 72H219L220 76H221L220 70L222 71V69H221L222 66H223V68L227 69V71L229 70V75L231 73L230 70L234 73L233 75H235L237 73L238 76H239V73H240L238 71H241V72L243 71V72H246L247 73V70H244V68L248 69L251 66L252 67H255V68H253V70L255 69V71L258 70V72H260L259 69L262 67V64H263V62L261 64V61L264 60V0H158ZM151 2H152V4H151ZM136 3L137 4H135V2H132V4L135 5V7L133 6L135 8L134 10L137 9V6H138V8H140L137 1H136ZM149 6L146 7L145 10H149L150 11L152 8L151 9H148V8H150ZM155 6H156V4H155ZM130 8H132V6L129 7V9ZM153 8H154L153 11H156L154 6H153ZM132 10H131V12H132ZM137 10H136V13H137ZM145 10L143 11V13L146 12ZM85 12L86 13H84V16H86L85 14H87V15L89 14V10H87ZM143 13L141 12V14L140 13L139 14L142 15V17H143V16H145V15H143ZM129 14L130 15H134L135 12H134V14H131L129 12ZM145 14H147V13H145ZM148 14L145 17L148 18L147 20H150L151 21L153 18H156L158 12H157V14L155 13V14L151 15L152 18L150 16V14L149 15ZM154 15H155V17H153ZM82 17H83V14H82ZM130 17L131 16H129V18ZM134 17H136V16H134ZM145 17H143V18L145 19ZM149 18H151V19H149ZM131 19H132V17H131ZM155 20L154 21L152 20V21L155 22ZM105 21H106V19H105ZM84 22H86V21H84ZM99 22H101V21L99 20ZM109 22H112V23H109ZM130 22H129V24H132V22L131 23ZM147 22L150 23L149 21H146V23ZM216 22H218V24L220 23V25L223 27V29L222 30L220 29V31L224 35L223 37L225 38L224 39L225 40V43H226L227 39L233 38V39H236L237 40V43H236V40L234 42V40L231 39V40H233L234 43L237 44V45H235L236 46L235 49L234 50L232 49L233 51L230 50L231 52H229L227 50L229 48V45H231L230 47H232V44H233V43L231 44V42H229V40L227 41L229 43V44H227L228 47H225V46H222V45H220V46H214V44L212 46V42L215 41V40H212V39L213 38L214 39L215 38L216 39L218 38V36L217 37H214L218 33H214V32L210 33L211 31H213V30H211V29H213L211 27V24L212 23L213 24L214 23L216 24ZM115 23H117V22H115ZM135 23L136 22H133V25ZM176 24H179L180 25L178 30L175 29V28L178 27V26L176 27ZM218 24H216V25H218ZM136 25L138 26L137 23H136ZM144 25L146 26V24H143L140 27L143 28ZM147 26H150V25L147 24ZM147 26L145 28H148ZM134 27H135V25H134ZM152 27H155V26H152ZM130 28H128V29H130ZM150 28H151V26H150ZM166 29H168V30H166ZM207 29L208 30L210 29V32H209L210 35L213 34V38H212V36H209L210 39L212 40V42H210V40L208 39L209 42L211 43V45L208 42V40L204 41L205 40L204 35H205V37H208L205 34V31H208ZM216 29H218V28H216ZM118 30H116V32ZM214 30H215V28H214ZM91 31H94L96 33H92ZM74 32H73L72 36L74 35ZM135 32H138V30L135 31ZM141 32H143V31H141ZM155 32H157V31H155ZM117 35H119V34H117ZM127 36L128 35H126V38H127ZM156 36H158V34ZM219 37H220V40L218 38L217 39L218 42L222 40L221 39L222 35L219 36ZM66 39L65 40L62 39L63 41H59V42H61L62 44H64L63 43L64 41H66L65 42L66 44L69 43V38H68V42H67ZM148 39H150V38H148ZM249 40H251L252 42H249ZM70 41H71V44L74 42L71 39H70ZM195 41L197 42V44L194 43ZM185 42H184L183 45H185ZM206 42L209 43V46H208V44ZM216 42H214V43H216ZM177 43H179V42H177ZM177 43H176V46H177ZM71 44H69V45H71ZM171 44H173V43H171ZM180 46L181 45H179V47L177 49H180L182 51V49H181ZM169 47H171V48L166 47L167 53H170V51H171V50H168V49H172L174 51L173 48L175 46L172 47V46L169 45ZM187 47L189 48L191 46H187ZM233 47H234V44H233ZM63 48H64V46L62 47V49ZM184 48H186V47L184 46ZM164 49H165V47H164ZM229 49H231V48H229ZM82 50H84V49H82ZM166 50H165V53H166ZM180 50H178L179 51V54L178 55H182V54H180L181 53ZM186 50L187 49H185V51ZM189 50H187L188 53L186 52V54H190L189 53L190 52ZM201 50H200V52H201ZM215 50H218V51H215ZM48 51H50V50H48ZM162 52L164 53V51H162ZM200 52L197 51V53H200ZM203 52H202V54H203ZM207 52H208V54H207ZM215 52L216 53L219 52L220 54L222 53L221 56L223 54L229 55V56L231 55L232 56V59H230V58L228 59L226 56L224 58H221V56H218V54L215 55ZM11 53L13 54V51H11ZM11 53H9V54L12 55ZM191 53H192V50H191ZM171 54H172V52H171ZM171 54H168L169 55L168 56L169 59H171L170 58V55ZM175 54H173V55H175ZM45 55L47 56V54H45ZM149 55H151V54H149ZM158 55H160V54H158ZM165 55H163V56H165ZM173 55L171 57H173ZM194 55L198 56L199 54L198 55L197 54H193L191 56L193 57ZM203 55H201V53H200V56L201 57ZM136 56H138V57H136ZM175 56H174V58L178 61V59ZM182 56H180V57L178 56L179 57V61L181 59L183 60V58L185 60L187 59V58H185V57H187V55L185 56V52H184L183 58H182ZM200 56H198V58ZM51 57H52V55H51ZM161 57H162V55H160V58ZM189 57L190 56L188 55V59H187L188 62L187 61H184V62L188 63L187 64L188 66L185 65L186 63L185 64L182 63L184 66H186L187 70H188V68L189 69H192L193 67H195L193 65H192L193 67L191 65H189V64H192V63H189V62L190 61L193 62L194 59L195 60L198 59L196 57L195 58L193 57L192 60L189 61ZM1 58H2V56L0 57V59ZM42 58H45V57L42 56ZM155 58H153L154 61H155ZM160 58L158 57L157 59L159 60ZM4 59H5V57H4ZM53 59L56 60L57 59V56H56V58L54 57ZM53 59H51V60H53ZM60 59L61 58L57 59L55 62H57ZM63 59H65V58H63ZM67 59H66V61H63L62 62L64 64L61 63L62 66L66 65L65 63L67 62ZM166 59H167V57H166ZM169 59H168V61L171 62ZM212 59L216 63V64L214 63V65H217L218 64L219 66L217 65V67H219V68L221 67L220 69L219 68L216 69L217 67L211 66V65H213V62L211 61ZM248 59H251L253 62L250 63L249 61H251V60H248ZM2 60H1L2 63L0 65L1 66L3 65V67H0L2 69V70H0V80H1V78H3L5 81H2V82H6L7 83V81L10 80L11 78H14L13 76L16 74V72L13 71L14 70V58H13V56H9L8 59H5L6 61L5 60L2 61ZM148 60H150V59H148ZM158 60H157V63H159ZM204 60L203 59L201 60V58H200L199 62L195 61L196 63H198L197 64V69L195 67V72L192 71L194 69L188 70L187 73L185 72V75H186L185 76L186 83L183 84L184 85L183 87L180 86L182 84V82L179 81L178 77L180 78V76H179L181 74L180 71L183 68L185 69V67L180 66L179 63H175L177 61H174V60H173L174 62H172L171 64H174L175 63V65L176 64L179 65V68L182 67V69H179L178 68L180 74H178V76H177L178 70L175 69V68L178 67V66H176L174 68L175 65H171V66H173V69H175L174 72L177 71V73L175 74L177 77H174V76L171 77L172 73L174 74V72H173L172 68H170L171 66H170V64L168 62L167 63H168V65L170 67H168L167 65H165L166 63L164 64L162 62V64L165 65V66L164 67H161V65L159 64L161 68L158 69L159 66L156 63V66H158V68H155V70L151 68V71L149 70V72L148 71H145L146 73L148 72V74H146L145 77L142 76V78H141L140 76H138L139 79H136V83L134 81V84L132 85L131 88L129 87L130 90L127 91L128 93L125 92V94L127 93L125 95V98L122 97L123 98V101L121 102L122 107H120L121 105H119V108L120 109L118 108L119 110L116 111L118 113L122 109L118 114L122 113V115H123V117L121 119L119 118V120H116V121L114 120L116 122L114 124H117L118 125L117 126L118 127L117 128V132H116V130H114L116 127H114L112 125L113 128H114V129L112 128L113 131L116 132V133L114 132L115 135L112 134L113 135L112 136L110 134L111 135L110 138L108 137L109 135L106 136L107 138H109L108 139V142L106 141V143L108 144V147H109L108 149L109 150L106 151V149H104V152L101 155L102 156V162H103V165H104L103 168L104 167L107 168V166H109L108 168H112L113 165H115V166L116 165H118V166L119 165H122L123 167H120L119 166L120 169L121 168L122 169H125L124 167H126V168L133 167L134 168V166L144 168L143 167L144 165H148V164H151L154 161H156V158L158 157V154L161 153L162 151L166 153L169 150V152H170L171 151L170 149H172V147L174 145H175V148L176 149L177 148H182V146L184 145V143L185 142L187 143V140H186V138L188 136L187 134H189L190 132H193V134H194L195 128H196V130L198 129V131H197V133H198L199 130L201 129V127H207V125L209 124V122L206 119L207 116H208V119H209L210 114L213 115V113L215 112L216 113V116H217L221 112V110H224L223 107H226V104L228 103L229 99L231 98L230 96H231L232 91H233V93L235 91V93H236V94H234L235 96H238L237 95V92H238L239 96L243 99V102L242 101H239V100H241L240 98L239 99L237 97H236V99L233 98L235 96L232 95L233 96L232 97L233 100L231 102L229 101V104H227V105H230V103H231L230 106H234L233 108H235V109L238 108L237 109V112L238 113L237 114H234L235 116H233V118L230 117L229 118V121L228 120L224 121L225 119L223 118V120L220 119L219 121H224V122L220 123L219 121H217L216 119H214L213 116H211L218 123L223 124V126L221 125L222 128L220 129L221 130V134L219 132V129H214V127H212L213 125L212 124H211L212 126L210 125L211 128L214 129L215 131L218 130L217 132H219V134L221 135L220 136L218 134V137L220 136V138H219L220 140H218V141L215 140L216 142L214 140H211V143H212L213 147L215 148L217 146V147H219V149L221 147L222 150L220 149L221 150L220 152L221 153L223 152V154L224 153L226 154L227 152H229L227 150V149H229L228 146H231L232 142H234V139L238 138V140L236 139V141L237 142H241V144L244 146V147L242 146L243 147L242 150L244 148H246L247 150H245V151H247L248 154L251 153L249 150H252V148H254V149L257 148L260 151L261 150L264 151V122H263L264 119H262V120L260 119L261 118L260 116H264V115H262V114H264V69H263L264 68V64H263V68H261V70H262L261 72H263V74L260 72V74H262V75H259L260 77L257 76L259 74L257 72H255L254 74H251L252 71H251V73L250 72L247 73V75L249 74L248 77L251 76V77H249L251 79V84H252L251 87L253 86L255 91L252 89L253 91H251V93H249V89L251 87L247 89V88H244L242 86V85H244L245 82H247V79H248V77H247V75L245 73H243V74H245L246 76H244L242 74L240 76L241 77L244 76V79L247 77V79H245L246 80L245 81L244 79L239 78L238 80H240V79L243 80L241 82L240 81L238 82L236 80V78H234L236 75L233 77V75L231 74L232 78H234V80H236L238 82L237 83L238 85H235L234 84V86H232L236 90H233L232 87H231L232 88L231 89L228 86V88H227L226 91L229 90L231 92L230 95H228V93L225 91V93H227V95L226 94L225 95L222 94V96H221L220 93H223L221 91H223L224 89H223V87L219 88L220 85L217 82H219V80L222 79L223 77L227 81H229L230 79L228 80L226 78L229 75L223 76L222 78L219 79L220 76H218L219 75L218 74L217 75L218 76L217 79H219V80L217 82H216V80H217L216 78H215V80H213V81H215L214 82L215 84H218L219 85L217 87V89H215L216 86L213 87L214 84L212 83L213 81L210 78L212 76L211 69L209 67V71H208V69H207L208 67L205 66L206 69H207L206 75H207L208 72L209 73H208L207 77H204V78L206 80H208V82L210 83L209 79H207L208 76H209V78L211 80V84H213L211 90L209 89L210 92H211V95H212V96L209 95V98L210 97H213V96L216 97L217 96L216 95L217 93L215 94L216 91L220 94V96L218 94L219 98L220 97L222 98V97H225V96H227L228 98L230 97L227 102H226L227 97H226V99H224V101L226 102L225 105H220L221 107L220 106H217V105H216V107H212V106H214V105H212L213 104L212 102L216 103L215 102L216 99L214 98L215 101L212 100L211 102H210V100H207L206 95H208V94H207V92H205L206 94H204V92H203V91H208V90H205V89H207V87H206L207 85L206 86L204 85V82L206 81L204 78H203L204 79V82H202L203 84L202 83H201L202 85L200 84V78H202L203 76H205V75H203V74H205L203 71H205L206 69H202L201 68L204 65L203 64L205 62ZM44 61H46V64H47V59H45ZM51 62L52 61H50V63ZM55 62H53V63H55ZM151 62H149L150 65L147 63L149 67H151V64L153 63V62L152 63ZM200 62H203V63H200ZM246 62H248L249 64L246 65L247 64ZM42 64L43 63H41V65ZM53 65L54 66L57 65V63H55ZM154 65H153V67H155ZM46 66H48V64L45 65V67L44 66L43 67L46 68V69H48L49 67H46ZM62 66H61V69H64ZM189 66H191V67H189ZM50 68H51V66H50ZM58 68H59V66H58ZM170 69L172 70V73L170 72ZM42 70H43V68H42ZM45 70H44V72H45ZM50 70H49L48 74L50 72L53 73V70L56 72L58 69H53L52 71H50ZM15 71H17V70H15ZM200 71H201L202 74L200 73ZM227 71H226V73H228ZM145 72L143 71V73H145ZM223 72L224 71H222V73ZM226 73H223V74L225 75ZM169 74H170V76H169ZM199 74L202 77H200ZM32 75L33 74L30 75V78L32 77ZM53 75L51 74V76H53ZM51 76L48 75V77H51ZM231 76H230V78H231ZM15 79H17V78H15ZM23 79H24V76H23ZM45 80H46V77H45ZM223 80L224 79H222L221 81H223ZM231 80L234 82L233 79H231ZM178 81H179L180 85L178 84ZM227 81L221 82V85H223V83H226L224 85L227 86V84H228ZM232 81L230 82V85H232ZM209 83H208V88H209V86H211V85H209ZM109 84H111L112 89H109V90H111V92H109V93L107 92V94H106L107 87L109 86ZM26 85H28V84H26ZM203 85H204V87H203ZM247 85H249V84H247ZM1 86H2V84H1ZM8 86H9V84H8ZM130 86H131V84H130ZM242 87L244 88V90L247 89L248 92L245 93V92L241 91L240 89ZM124 88H125V86H124ZM218 88L219 89H222V90L219 91ZM1 89H3V88L1 87ZM212 89L214 91L215 90L216 91L214 92ZM238 89H239L240 92L237 91ZM0 92H1V90H0ZM210 92H209V94H210ZM252 92H254V93L256 92V94H254ZM119 93H120V91H119ZM7 95L9 96V93ZM21 95H23V93ZM204 95H205V98L206 99L204 98ZM256 95L259 96V100L258 101H257V98L255 97ZM5 96H6V94H5ZM260 97H262V98H260ZM7 98H9V97H7ZM13 98H15V97H13ZM203 98L205 99V102L204 103H206V101H208L209 103H211V106L210 107L213 108L212 111L214 110V108L218 109V111H219L218 114H217V110L216 111L214 110L213 113H212L211 108L209 107L210 108V112H211L210 113L209 111H207L209 109L208 108V105L203 106V109H206V110H204V113H205V111H207V112L210 113L209 115L206 113L207 116H205L206 114H204V116L206 117L205 118L206 121H204V118H203L204 116L198 117L199 116V111L202 110L201 104L202 105H205L202 102V101H204ZM255 98H256V100H254ZM19 99H21V98H19ZM210 99H212V98H210ZM237 99H238L239 102L244 103V104H242L243 105V109L242 108H239L240 106L242 107L241 104H240L239 107H237V105L235 106L234 104H232L233 102H236ZM6 100H8V99H6ZM16 101H18V99H16ZM222 101H223V99L220 101L221 103H218V101H217V103L218 104H224V103H222ZM238 101L236 102V104L238 103ZM2 102H4V101L2 100ZM250 105H252V106L254 105L251 108H253L255 110H250ZM219 108H221V109L219 110ZM230 108L228 109L229 114H230ZM235 109H233L231 111L236 112ZM225 110H227V109L225 108ZM228 111H227V113H228ZM221 113H223V111ZM225 113H224L223 117L225 115L227 116V113L226 114ZM229 114H228V116L231 115V114L230 115ZM10 115H13V114H10ZM202 115H203V113H202ZM232 115H233V113H232ZM6 116H7V114H6ZM6 116L4 117V119L6 118ZM119 116L120 115H118L117 117H119ZM219 116L221 117V114H219ZM226 116H225V118H228V116L227 117ZM10 117L11 116H9L8 118L11 119L12 117L11 118ZM106 117H107V115H106ZM190 117H193V119L190 118ZM198 118L199 119H202L203 118L202 120L204 122H208V124L205 123L207 125L204 126V124H202L203 121H200ZM113 119H115V118H113ZM258 119H260V122L261 121L263 122V123H261V125H258V123H257V122H259ZM198 120H199L200 123H199V127L197 128V126H198L197 121ZM0 121H2V119ZM91 121H92V124H94L93 126H94L95 130H94V128L92 126L90 127V124H87L88 122L90 123ZM114 121L112 120V122H114ZM5 122L8 123L7 120ZM214 122H213V124H214ZM217 122H215L214 125H216ZM4 124H6V123H4ZM255 124H257V125H255ZM86 125H89V126H87L89 128V129L87 128L88 130L85 127ZM201 125H203V126H201ZM84 127H85V129L87 131L86 130H83ZM102 127L103 126H101V128ZM216 127L219 128V126H216ZM6 128H8V129H6ZM78 128H82L81 130H83L84 133L86 131V133L88 134V136H90V139H92V140H89L88 141V144H86V146L88 145L87 146V150L85 151L86 153L84 152L83 148L79 146V142H80L81 138L79 136L80 135V132H79L80 129L78 130ZM112 129H110V130H112ZM212 129H210L208 131L210 132ZM214 130H212V132H215ZM98 131H99V129H98ZM113 131L112 132L110 131V132L113 133ZM110 132H108V133H110ZM212 132H211V135H212ZM82 133H81V136L83 137L84 135H82ZM200 134H201V132H200ZM189 135L192 136L191 133ZM213 136H214V134H213ZM213 136H211V137H213ZM94 137H96V136H94ZM200 137L201 136H199V138ZM12 138H13L14 141L15 140L16 141L15 142L12 141ZM84 138H86V137H84ZM213 138H215V137H213ZM207 139H209V137ZM213 141H214L215 145H214ZM82 142H80V143L82 144ZM192 142H195V141H192ZM187 144L189 145V143H187ZM187 144H186V146H188ZM38 145H40V149H36V147ZM92 145H94V143ZM235 145L233 147H235ZM19 147H17V148H19ZM197 148L200 149L198 147V144H197ZM209 148H210V145H209ZM257 149H256V152L258 151ZM195 150H197V149H195ZM203 150H204V148H203ZM207 150H206V152H208ZM226 150H227V152H226ZM237 150H239V149H237ZM242 150H240V151L244 153V151H242ZM199 151H201V150H199ZM260 151H258V152L260 153ZM150 152H151V154H148ZM171 152H170V154H171ZM198 153H197V155H198ZM247 153H246V156H247ZM185 154H186V152H185ZM210 154H211V152H210ZM260 154H262V153H260ZM263 154H264V152H263ZM149 155H151V156H149ZM162 155H164V153H162ZM243 155H245V153ZM243 155H239V156H242L243 157ZM172 156H173V154H172ZM218 156H219V153H218ZM251 156H252V154H251ZM29 157H28V161H31V162L35 158L34 156H33V158L32 157L29 158ZM72 157H74L75 159H77L76 162H75L76 164L73 165V166H72V164L71 165L68 164V163H70L69 159L72 158ZM165 157H167V155ZM169 157H170V155H169ZM226 157H227V155H226ZM228 157H230V156H228ZM262 157L264 159V156H262ZM171 158L172 157H170V159ZM247 158H248V156H247ZM166 159H168V157ZM242 159L243 158H241L240 160L243 161ZM244 159H245V157H244ZM175 160H176V158H175ZM189 160H190V158H189ZM254 160H255V158H254ZM66 161H67V164L68 165L65 164ZM168 161H169V159H168ZM1 162H3V163L1 164ZM176 162H178V161H176ZM191 162H193V160H191ZM224 162H226V161H224ZM243 162H246V159ZM204 163L203 164L201 163V164L204 165ZM159 165H161V164H159ZM115 166H113V167H115ZM243 166H244V163H243ZM146 167H148V166H146ZM72 169H73L74 173H73ZM115 170H116V167H115ZM117 170H118V168H117ZM106 171H108V170H106ZM110 172H111V170H110ZM113 174H111V175H113ZM29 177H30V174H29ZM114 178L116 179V177H114ZM30 179L31 180H29V184L27 183L29 188H30V186L32 184H34L33 183L34 178H30ZM45 185H46V183H45ZM23 186H24V184H23ZM32 187H33V185H32ZM22 189H24V187ZM30 190H32V189H30ZM125 190L126 189H124V192H125ZM5 191H6V193L9 192L8 189H6ZM5 191L3 192L4 194H5ZM41 191H43V190H41ZM128 191H129V189H128ZM45 192L46 193L45 194L43 193L44 195H42V197L44 196V200L46 199L45 198V195H46V197L47 196L48 197L49 196H51V197L54 196L53 195L54 193L52 195H47L48 193L49 194L51 193L47 189H45ZM14 193H16V192H14ZM4 194L2 195V197H0L1 199L4 197L2 200H0V212L3 209L6 210V203H7L6 202V198H7V196H4ZM100 194H101V192H100ZM111 194H113V193H111ZM130 195H131V192H130ZM51 197H50L51 200L47 198L48 200H46V201H47V204L52 205L51 207H53V209H49V208L43 207V206H45L44 204H46V203H44V202H46V201L43 202L44 204L41 203L43 205L42 206L43 208L41 206L38 207L39 209L41 207L42 210L41 209L40 210L43 211L42 213H43L44 224L47 225L49 223H53V222L56 223L57 222V224L68 225L72 221L74 222V224H76L75 223V219H74L75 216L71 212V204L72 203L71 204L70 203L67 204L66 202H62V201L60 203V202H58L59 200H56V199L51 198ZM121 197H122V195H121ZM124 198H125V196H124ZM49 200H50V202L48 203ZM118 201H120V200H118ZM9 202H10V200H9ZM125 205H127V204H125ZM7 206H9V205L7 204ZM47 209H49V211L50 210H56V211H51V212H54V213L49 214V212H48ZM41 211H40V213H41ZM136 214H137V212H136ZM7 218H5V219H7ZM210 218H213L212 219L213 221H214V219H216L215 216L210 217ZM5 219H3V220L5 221ZM261 219H262L261 220V225L264 228V215H263V217ZM160 220H161V218H160ZM4 221H3V223L5 224ZM196 221L194 220L191 224H189L190 226H192L190 228H193V229L199 228L198 227L199 224H197L198 221L197 222ZM217 221L218 222H221L220 220H217ZM213 223H216V221L213 222ZM160 224H163V223H160ZM2 226L3 225H2V220H1V216H0V255H2L5 259H7L8 252L10 251V247L13 244H15L14 242H16V241L15 240L12 241V238H11V240H7V238L4 235V230H3V227ZM187 231H188V229H187ZM263 231H264V229H263ZM112 233H114V232H112ZM197 233H199V232H197ZM139 236H142V235H138L136 233L131 238L132 239H135L136 241H138V239H136V238H138ZM183 236L184 237H182V238H185V236H188V234L185 235V232H184V235ZM199 236H201V235H199ZM21 239L22 238H19V240L18 239L17 240L20 241ZM124 239H126V238H124ZM156 239H158V238L156 237ZM154 240H152V241H154ZM24 241H25V239H24ZM26 241H27V239H26ZM26 241H25L24 244H26ZM136 241H134V242H136ZM140 242L141 241L136 242L135 247L132 245V247H134L133 249L127 247V245H126L127 248H125L124 250L120 251L119 252V256H121L122 259L123 258H125V259L126 258L127 259L130 258V261H133L134 260L133 262H135V264H165V260H166L165 258H168V256L170 257L169 254H168L167 257H165L167 253L164 254L165 256L163 255L165 258L162 257L160 255L161 252L159 250L155 249V245L154 244L150 245L149 248H146L145 249V250H148V251H145L144 250L145 247H144L143 248V253H138L139 251L142 252L141 251L142 250L141 249L142 246L139 247V243ZM20 243L21 242H19V244ZM121 244L124 246L123 243H121ZM28 245H29V243H27V246H25V247L28 248ZM156 245H158V244H156ZM238 245H240V244H238ZM226 246H228V245H226ZM234 246L235 245H233V247H231V248H234ZM146 247H147V245H146ZM32 248H33L32 250H34V247H32ZM237 248H240V247L238 246ZM244 248H245V246H244ZM28 250H29V248H28ZM227 250H229V248ZM236 250H235V252L237 253L238 251H236ZM35 251H33V252H35ZM223 251H219V253L216 255V257H214L215 258L214 259V263H212V264H233V263H231L229 261V259H227V257H225V255H224V252L225 251L224 252ZM146 252H149L148 253V256L150 255V256L154 257V261H152V260L150 261L149 259H147V261L146 260L145 261L142 260V256ZM162 253H164V252H162ZM251 253H252V250H251ZM115 254L116 255H114V256H117L118 253H115ZM242 254H243V252H242ZM248 254H249V252H248ZM227 255H229V254H227ZM230 255H229V258H232V257H230ZM232 255H233V253H232ZM235 255H237V254H235ZM145 256H147V255H145ZM236 258H238V257H236ZM117 259H118V257H117ZM239 259H240V257H239ZM108 261L110 262L109 259H108ZM169 261H170V259H169ZM211 261L213 262V260H211ZM109 262H107V263L109 264ZM133 262H130V263H133ZM166 262H167L166 264H170L168 261H166ZM207 263L208 262H206V264ZM115 264H116V262H115ZM119 264H123V263L122 262L121 263L119 262ZM177 264H179V263H177ZM241 264H247V262L241 261Z\"/></svg>", "mask_w": 264, "mask_h": 264}]
</instances>
